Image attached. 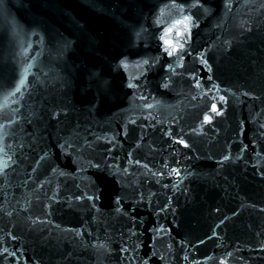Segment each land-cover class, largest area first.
Returning <instances> with one entry per match:
<instances>
[{
	"label": "water",
	"instance_id": "95a60500",
	"mask_svg": "<svg viewBox=\"0 0 264 264\" xmlns=\"http://www.w3.org/2000/svg\"><path fill=\"white\" fill-rule=\"evenodd\" d=\"M221 261L264 264V0H0V264Z\"/></svg>",
	"mask_w": 264,
	"mask_h": 264
},
{
	"label": "snow or ice",
	"instance_id": "6c2138e0",
	"mask_svg": "<svg viewBox=\"0 0 264 264\" xmlns=\"http://www.w3.org/2000/svg\"><path fill=\"white\" fill-rule=\"evenodd\" d=\"M187 19H188V18L185 17V20H184V21H178L177 23H178V24L183 23L184 28L187 29V28H188V24L185 22V21H187ZM168 31L170 32L171 29H168ZM177 35L179 36V35H181V34H180V33H177ZM164 43H165L166 46L171 47V50H170V51H167V55H168L169 57H172V56L176 53L177 49H176L175 47L171 46V45H170V42H169L168 40H165ZM194 87L199 88V87H200L199 82H197V83L194 85ZM219 100H220V101H223V100H224V97H223V96L219 97ZM210 111H211L212 113L216 114L217 116H219V115L222 114L221 109L217 106L216 103H211V105H210ZM203 123L206 124V125H207V124H211V123H212V117H211L210 115H208V114H204V115H203ZM176 143L181 144L183 147H188V144L185 143L184 140H182V139H178V140H176ZM224 159L227 160V159H229V157H228V156H225ZM5 167H6V165H5ZM173 171L175 172L176 170L173 169ZM177 175H178V173H177ZM3 251H4L5 253H7L8 250H7V248H5V249H3ZM221 264H223V261H221Z\"/></svg>",
	"mask_w": 264,
	"mask_h": 264
}]
</instances>
